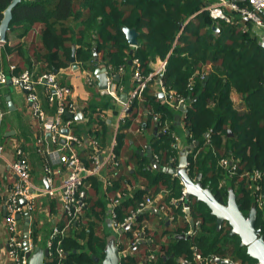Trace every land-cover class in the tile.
<instances>
[{"label":"trees","instance_id":"16d2710c","mask_svg":"<svg viewBox=\"0 0 264 264\" xmlns=\"http://www.w3.org/2000/svg\"><path fill=\"white\" fill-rule=\"evenodd\" d=\"M12 1L0 0V24ZM208 3V0H21L13 9V19L0 53V67L8 75L20 73L23 68L32 70L34 61L29 51L33 49L35 59L40 63L39 72L59 70L70 66L73 43L80 45L76 55L84 62L93 58L91 50L96 47V51L101 53V63L132 67L130 60L137 58L145 73L152 69L151 62L159 57L166 59V70L160 76L162 84L183 96V103L187 104L184 121L188 130L189 175L196 178L198 173L203 174V186L209 187L221 202L227 201L228 190L232 188L240 209L248 215L256 203L247 181L240 180L238 174L229 178L218 161L223 156L235 157L242 166L239 171L252 168L264 171V44L250 20L233 11H230L233 15L230 23L214 20L203 9ZM240 3L245 5L243 1ZM36 23L42 24L39 44L33 41L27 48L20 42L13 47L9 44L10 33L26 36ZM124 26L139 33L138 45L128 57L132 47L123 31ZM11 53L19 59L14 71L10 70L8 59ZM97 66L98 63L93 62L90 68L95 70ZM233 89L240 94L243 108L237 107L231 98ZM169 105L157 107L161 114L156 121L159 128L162 121L170 116ZM229 130L232 136L228 135ZM122 138L123 134L118 132L114 147L116 153L121 149ZM158 140L166 159L172 160L177 150L170 132H163ZM169 177L173 174L160 171L152 184L161 182L169 186ZM223 179L228 183L220 186ZM181 191L180 178L175 176L165 200L176 213L184 214L181 206L170 202L173 197L179 199ZM144 193L137 192L135 197L116 208L118 221L123 222L130 214V205L137 207ZM87 204L88 195L84 199L82 219L88 214L84 211ZM189 204L193 218L200 219L198 232L190 239L175 240V244L168 246L167 258L160 256L150 264H178L177 258L182 253H190L192 243L200 246L204 254L217 256L230 251L242 264H255V259L240 245L239 237L230 235L229 225L224 223L217 228L216 217L204 202L192 201ZM256 208L257 225L263 228L264 233V224H260L264 220V208ZM101 209L104 214V208ZM82 219L72 228L80 227ZM143 219L144 214L136 218L132 228L128 229L131 235L133 229L141 227ZM85 230L82 228L78 233V236H87L85 243H81L76 234L64 239L63 246L67 250L65 264H101L104 259L109 237L97 236L93 227ZM30 233L35 247L38 232L33 225ZM146 256L131 252L122 256L121 264L142 261L149 264ZM55 262L54 258H48L46 264Z\"/></svg>","mask_w":264,"mask_h":264},{"label":"crops","instance_id":"0c3cea01","mask_svg":"<svg viewBox=\"0 0 264 264\" xmlns=\"http://www.w3.org/2000/svg\"><path fill=\"white\" fill-rule=\"evenodd\" d=\"M214 1L208 0V5ZM215 27L218 29L217 26ZM41 28L42 24L36 23L33 30L23 37L12 32L9 34V44L13 47L20 42L26 48L33 41L39 44ZM73 45L76 46V49L80 46L76 43H73L72 47ZM91 51L93 52V49ZM29 53L34 61L31 71L37 75L41 74L42 72H39L40 63L35 59L34 50L30 49ZM130 54H132L131 51L127 57ZM15 57V54L12 53L8 55L10 65L16 66L19 62V59L17 57L15 59ZM95 59V55H93L92 59L84 62L78 59L76 55L77 67L71 62L70 66L60 68L58 73L55 71L59 81L73 89L72 98L79 106L77 113L80 112L83 115L82 119L79 120L75 117L70 119L64 116V123L69 121V125L61 128V134L56 141H53L52 135L44 133L33 120L25 91L22 88L10 86L8 83L0 87V107L4 112L0 122V143L4 145V151L0 155V264H12L7 257L9 233L6 228V213L8 195L17 180L12 172L11 164L16 158V149L19 146H22L27 152L31 164V179L37 190L33 200L34 207L30 211L31 225L38 232L37 246L48 247L51 231L56 226H64L67 221V214L63 207V196H61V186L69 175L70 168L64 161L60 160L56 153L58 152L61 156L68 155L72 150L70 148L75 150L81 164L85 167L96 168L97 160L100 164L103 163V166L91 176L88 183H85L88 204L84 211L88 213L87 216L83 217L80 227L72 228L70 226L66 230L64 239L75 234L78 236L82 228L89 231V228L93 227L97 236H106L107 238L116 236L122 256L131 252L146 254L150 264L160 256L167 258L168 246L175 244V240H182L187 237L190 239L198 232L200 219L195 220L193 218L190 205V213L186 210L184 214H180L176 213L165 200L170 190L171 181L176 175L169 177V186L161 182L152 184L153 178L160 171H164L163 166L177 167L179 165L181 152L188 147V130L186 129V121H184L187 104L185 103V109L182 110L180 105L174 106L167 101L166 96H161V93H164L159 83L162 70L160 73L158 72L164 61L167 64V60L159 57L156 61L151 62L152 69L145 73L140 66V61L139 66L134 63L137 58L130 60V63L133 64L132 67H127L125 64L115 67L111 63H101V53H99L98 66H107L110 89L115 92L116 98L112 93L103 94L99 89L95 70L90 68L93 62H96ZM137 68L141 75L147 77V82L146 87L135 94L137 83L134 73ZM0 69L2 68L0 67ZM27 69L23 68V70ZM117 76L118 79H116ZM38 89L42 107H44L47 116L53 118L57 106L48 101L42 87H38ZM122 94L128 95L125 103L120 101ZM231 98L237 107L243 108L241 96L235 89L232 90ZM133 100H136L135 105ZM161 104H170L169 109L171 111L170 116L162 121L163 125L159 128L156 121L159 120L161 114L157 112V107ZM156 116L158 119H155ZM165 123L170 127L169 132L175 140L173 144L177 150L172 160L166 159L163 148L161 149L158 145L160 143L158 139L163 135ZM63 128H68L69 133L64 134ZM118 132L123 134V138L121 149L116 153L114 147L117 144L116 134ZM67 135L77 137L79 142H67L65 137ZM110 154L113 156L111 157ZM144 164H146V169L143 170ZM156 164L159 166L156 167ZM45 166L51 168L49 174L45 171ZM46 177L52 179L51 183L47 181ZM222 181H225L224 185L228 183L226 179ZM180 184H182L183 189L184 185L181 178ZM49 189L54 190V193L49 194ZM139 191L145 192L141 202L145 201L148 196H152L154 199L153 204L130 221L131 225L128 229L132 228L133 222L139 215L144 214L141 227L133 229L132 235L125 227L122 230L115 229L114 220L118 221L116 208L127 199L135 197ZM115 199H120V201L113 204ZM173 199L178 198L173 197L170 202ZM192 201H196V199H191L190 203ZM140 203L136 208L130 205L128 216L139 208ZM101 208H104V214L101 213ZM181 211H183L182 207ZM83 213L85 214V212ZM114 213L116 214L115 219ZM192 219L194 225H191ZM21 222L24 226L26 222L24 216L21 217ZM141 235H143V241ZM78 237L81 243H85L87 236L80 235ZM137 237H141V241L134 243ZM190 247L191 254L182 253L176 260L178 264H184L182 261L186 258L191 260L195 247L204 254L203 249L196 243H192ZM204 255L213 256L216 254ZM217 257L221 260L216 262V259L214 264L241 263L238 258H234L230 251L226 254L218 253ZM138 264L146 263L142 261Z\"/></svg>","mask_w":264,"mask_h":264},{"label":"built area","instance_id":"2783aa9c","mask_svg":"<svg viewBox=\"0 0 264 264\" xmlns=\"http://www.w3.org/2000/svg\"><path fill=\"white\" fill-rule=\"evenodd\" d=\"M241 1L245 2V5H241ZM203 9L207 10L211 17L215 19H222L226 22L233 20V15L230 11L238 13L242 18L250 20L255 28H264V0H215L212 4L207 5ZM4 41L0 40V49L4 45ZM134 63L139 66V60L135 59ZM166 61L163 62L158 73L163 74ZM15 65H10V70L14 71ZM136 79L137 88L135 94L141 92L146 87L147 77L141 75L140 70L137 68L134 73ZM11 80L12 86L20 87L25 91L27 103L31 109L33 120L39 125L41 130L45 133L52 135L53 141H56L61 134V128L69 125V121L64 123V116L66 112H78L79 106L73 100V89L67 85L62 84L58 79V74L55 71H45L39 75L31 70H23L21 73L8 75L7 72L0 69V87L8 83ZM160 85L164 91V96L169 103L174 106L181 105L184 102V97L177 95L172 89H167L162 84L161 78ZM91 81V78H90ZM38 87H42L46 93L47 99L50 103H54L57 106L56 114L53 118H49L46 114L44 107L41 104V98L39 95ZM110 87V86H109ZM111 88V87H110ZM109 88V92L115 95V92ZM127 104V103H126ZM127 109V108H126ZM4 116L3 109L0 107V122ZM155 119H158L156 116ZM1 127V126H0ZM169 125L165 123L163 131H169ZM67 142L72 141L79 142L77 137L67 135L65 136ZM68 155H60L58 152L56 155L60 160L64 161L70 168V173L66 177L63 185L61 186L63 207L67 214V221L64 226H56L51 232L50 240L48 242V248L50 250V257L54 258L55 264H65L67 252L64 249L63 242L66 237V230L82 219V211L84 199L87 196L85 191L86 179L99 171L103 166V163H99L97 160L96 168H87L81 164L75 150L73 148ZM4 151V145L0 143V155ZM111 157L113 156L110 154ZM219 166L223 169L224 173L233 178L235 175H240V180L245 179L249 188L253 187L256 191L258 198V204L264 206V192L262 191V181L264 180V172L258 168H252V170L242 169L240 160L230 156H223L218 161ZM12 172L16 177L7 200V213H6V228L9 233L7 242V257L12 264H29V257L23 248V226L19 215H23L24 212H29L33 209V200L35 199L37 190L31 179V164L28 160L27 152L22 146L16 149V158L11 164ZM45 171L49 174L51 168L45 166ZM47 181L51 183L52 179L46 177ZM225 181H221L220 186L224 185ZM49 194H53L54 190L49 189ZM182 195L179 199H173L171 203L174 206H181L182 210L186 212L188 206L185 205L186 190L183 187L181 191ZM22 199L26 200V203L22 202ZM183 200V202H181ZM120 199H115L113 204L118 203ZM154 203L152 196L146 197L145 201L141 202L139 208L133 212L123 222H118L114 213V228L122 230L128 222L132 221L138 214ZM184 204V205H183ZM141 241V237H137L134 243ZM133 243V244H134ZM34 247V246H33ZM154 258V256H152ZM218 257L216 255L205 256L198 248L195 247L193 258L183 259L184 264H214V261ZM233 263V262H232ZM233 264H241L239 262Z\"/></svg>","mask_w":264,"mask_h":264},{"label":"water","instance_id":"95a60500","mask_svg":"<svg viewBox=\"0 0 264 264\" xmlns=\"http://www.w3.org/2000/svg\"><path fill=\"white\" fill-rule=\"evenodd\" d=\"M21 0H13L11 4L4 11L3 20L0 24V40L6 41L7 39V31L10 27V23L12 21L13 9ZM216 28V27H214ZM124 33H126L128 43L136 47L138 45V37L139 33L127 26L123 27ZM76 46L72 47V57L71 62L74 63V66L77 67L76 64ZM134 53L133 49L130 50ZM93 52L95 55V60L99 62V53L96 51V47L93 48ZM57 73L59 70H55ZM95 74L98 78V87L102 91L103 94L109 93V74L107 66H97L95 68ZM118 79V76L116 77ZM8 84L12 86L11 80L8 81ZM161 96H164V93H161ZM128 99L127 94H122L120 97V101L125 103ZM186 104L182 103L180 108L182 110L185 109ZM65 116L67 118L75 117V119H82V113L66 112ZM157 130V127L155 128ZM62 132L64 134L69 133L68 128H63ZM228 135L232 136L231 131H228ZM208 136V133H206ZM188 153L189 149H184L180 155V162L177 167L172 165L163 166V170L169 172L173 175L181 178L182 183L186 190V199L185 205L188 206L187 211H189V203L191 199H196L197 202H204L209 210H211L212 214L216 217V225L217 228L222 227V225L227 222L229 227L231 228L230 235L236 236L238 235L240 238V245L246 248L248 255L255 259V264H264V235L262 234V227L256 226V220L258 216V209L256 206H252L248 215H245L242 209H240V204L237 202L236 192L232 188H229V196L226 202H221L218 196L211 191L209 187H204L201 179L203 174L198 173V177L192 178L188 173ZM159 166L158 164L155 165ZM23 203H26L25 199H22ZM183 202V200L181 201ZM26 218V222L23 226V248L26 251L27 256L29 257V264H46V261L50 257V250L48 247L35 246L33 247V243L31 241V233H30V225H31V215L30 213L24 212L23 215H19V219L21 217ZM131 223L129 222L125 228L128 229ZM191 225H194V220H191ZM184 236V234H182ZM143 241V235H141ZM105 257L102 260L101 264H121V248L117 244L116 236H111L106 243L105 246ZM221 259L217 258L216 262H219Z\"/></svg>","mask_w":264,"mask_h":264},{"label":"rangeland","instance_id":"374dc122","mask_svg":"<svg viewBox=\"0 0 264 264\" xmlns=\"http://www.w3.org/2000/svg\"><path fill=\"white\" fill-rule=\"evenodd\" d=\"M258 30H257V32H258V37H259V40L264 44V28H257ZM259 169V168H258ZM264 172V171H263ZM248 186V185H247ZM250 191H251V194H252V196H253V200H254V203H256V206L258 207V208H260V209H263L264 208V206H260L259 204H258V196L255 194L256 193V191L255 190H253V187L252 188H250L249 189ZM264 194V193H263ZM264 224V220H261L260 221V224ZM225 225L226 226H228V223L227 222H225ZM238 236V235H237ZM239 237V236H238ZM240 239V238H239Z\"/></svg>","mask_w":264,"mask_h":264},{"label":"flooded vegetation","instance_id":"af4514ba","mask_svg":"<svg viewBox=\"0 0 264 264\" xmlns=\"http://www.w3.org/2000/svg\"><path fill=\"white\" fill-rule=\"evenodd\" d=\"M256 226L258 227V225H257V220H256ZM260 227H261V226H260ZM262 230H263V228H262ZM262 234L264 235L263 231H262Z\"/></svg>","mask_w":264,"mask_h":264}]
</instances>
